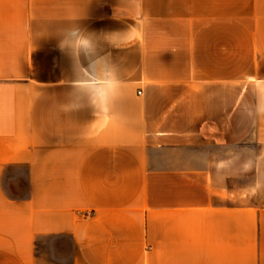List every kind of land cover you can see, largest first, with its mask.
I'll return each mask as SVG.
<instances>
[{
    "label": "crops",
    "instance_id": "1",
    "mask_svg": "<svg viewBox=\"0 0 264 264\" xmlns=\"http://www.w3.org/2000/svg\"><path fill=\"white\" fill-rule=\"evenodd\" d=\"M0 264H264V0H0Z\"/></svg>",
    "mask_w": 264,
    "mask_h": 264
},
{
    "label": "rangeland",
    "instance_id": "2",
    "mask_svg": "<svg viewBox=\"0 0 264 264\" xmlns=\"http://www.w3.org/2000/svg\"><path fill=\"white\" fill-rule=\"evenodd\" d=\"M250 199V198H249ZM252 200L251 201H253V202H256V203H258L259 202V199L256 197H254V198H251Z\"/></svg>",
    "mask_w": 264,
    "mask_h": 264
}]
</instances>
